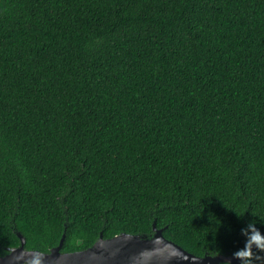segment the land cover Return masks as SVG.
Masks as SVG:
<instances>
[{"label": "trees", "instance_id": "16d2710c", "mask_svg": "<svg viewBox=\"0 0 264 264\" xmlns=\"http://www.w3.org/2000/svg\"><path fill=\"white\" fill-rule=\"evenodd\" d=\"M153 222L264 237V0H0V254Z\"/></svg>", "mask_w": 264, "mask_h": 264}, {"label": "water", "instance_id": "95a60500", "mask_svg": "<svg viewBox=\"0 0 264 264\" xmlns=\"http://www.w3.org/2000/svg\"><path fill=\"white\" fill-rule=\"evenodd\" d=\"M11 226L19 238V244L2 247L5 252L0 254V264H239L260 242L252 240L236 253L196 255L165 237L163 228L153 222L151 232L120 231L103 237L100 231L89 246L68 251L62 250L67 227L65 223L58 244L41 251L26 248L21 232L14 223Z\"/></svg>", "mask_w": 264, "mask_h": 264}, {"label": "clouds", "instance_id": "9594fccd", "mask_svg": "<svg viewBox=\"0 0 264 264\" xmlns=\"http://www.w3.org/2000/svg\"><path fill=\"white\" fill-rule=\"evenodd\" d=\"M252 238L257 242H259L261 239H264V237L260 236L259 232H257Z\"/></svg>", "mask_w": 264, "mask_h": 264}, {"label": "flooded vegetation", "instance_id": "af4514ba", "mask_svg": "<svg viewBox=\"0 0 264 264\" xmlns=\"http://www.w3.org/2000/svg\"><path fill=\"white\" fill-rule=\"evenodd\" d=\"M3 254V253H2ZM220 263H222V262H220ZM231 264V263H230Z\"/></svg>", "mask_w": 264, "mask_h": 264}]
</instances>
